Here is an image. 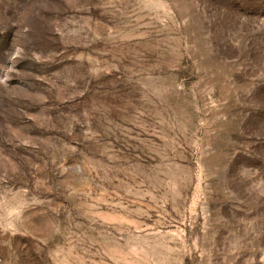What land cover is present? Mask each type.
Segmentation results:
<instances>
[{
	"label": "rangeland",
	"instance_id": "rangeland-1",
	"mask_svg": "<svg viewBox=\"0 0 264 264\" xmlns=\"http://www.w3.org/2000/svg\"><path fill=\"white\" fill-rule=\"evenodd\" d=\"M0 264H264V0H0Z\"/></svg>",
	"mask_w": 264,
	"mask_h": 264
}]
</instances>
